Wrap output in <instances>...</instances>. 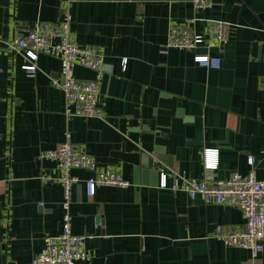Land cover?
<instances>
[{
	"label": "crops",
	"instance_id": "crops-1",
	"mask_svg": "<svg viewBox=\"0 0 264 264\" xmlns=\"http://www.w3.org/2000/svg\"><path fill=\"white\" fill-rule=\"evenodd\" d=\"M65 2L0 0V264H32L45 236L62 230L63 189L41 180L57 173V163L39 153L54 149L66 131L99 168H116L130 181L99 186L93 196L77 186L72 232L88 235L91 260L76 264H264V250L253 257L214 235L218 225L243 224L241 210L191 201L158 184L161 169L204 178V148L217 149L216 179L248 174L249 156L264 179V0H213L198 10L192 0L74 2L77 42L100 48L113 68L101 81L104 117L87 119L64 113L63 91L53 84L57 57L39 55L29 76L27 58L6 44L38 21L60 22ZM190 17L199 31L208 19L229 22L219 68L165 46L171 22ZM96 75L75 69L77 78Z\"/></svg>",
	"mask_w": 264,
	"mask_h": 264
},
{
	"label": "built area",
	"instance_id": "built-area-1",
	"mask_svg": "<svg viewBox=\"0 0 264 264\" xmlns=\"http://www.w3.org/2000/svg\"><path fill=\"white\" fill-rule=\"evenodd\" d=\"M76 1L66 0L60 22L38 21L23 36L6 44L12 52L22 53L27 58L28 62L22 68L29 76H34L38 70L39 55L46 54L60 60V76L53 80V84L63 91L67 118H103V106L99 103L101 81L113 68L100 48L81 46L77 42L71 25V6ZM192 4L195 10L206 9L212 6L213 0H192ZM197 19L190 17L180 23L171 22L165 46L194 52L193 60L196 64L219 68L222 64L220 53L229 42L230 24L224 20L208 19L206 28L199 31L195 28ZM199 48L208 51L200 53L197 51ZM211 49L218 54H210ZM79 66L94 70L96 77L77 78L75 69ZM64 134V140L54 149L39 153V159H52L57 163V173L43 174L41 180L44 184L58 183L63 189L62 230L56 236H45L43 247L34 256L32 264H76L79 260L90 261L91 256L86 247L88 235L72 232L71 204L74 191L82 183L88 196L95 195L99 186L130 185V181L116 168H99L97 158L73 142L71 132L66 131ZM203 161L204 178H189L184 174L161 169L159 187L184 191L191 201L199 199L204 204L241 210L245 218L243 224L218 225L214 235L225 246L248 249L256 257L264 250V179H258L255 174V157L248 158L251 166L248 174L235 173L226 180L216 179L211 174L218 167L217 149L204 148ZM73 170L88 171L91 175L81 179L73 174ZM169 177L171 183L168 182Z\"/></svg>",
	"mask_w": 264,
	"mask_h": 264
},
{
	"label": "water",
	"instance_id": "water-1",
	"mask_svg": "<svg viewBox=\"0 0 264 264\" xmlns=\"http://www.w3.org/2000/svg\"><path fill=\"white\" fill-rule=\"evenodd\" d=\"M98 219H101V218H98ZM102 222V220H100Z\"/></svg>",
	"mask_w": 264,
	"mask_h": 264
}]
</instances>
